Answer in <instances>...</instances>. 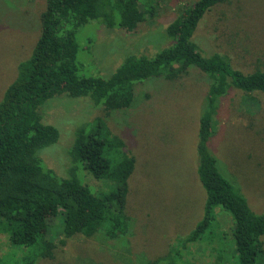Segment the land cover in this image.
Masks as SVG:
<instances>
[{"label": "trees", "instance_id": "1", "mask_svg": "<svg viewBox=\"0 0 264 264\" xmlns=\"http://www.w3.org/2000/svg\"><path fill=\"white\" fill-rule=\"evenodd\" d=\"M225 1L195 0L186 5L166 26L159 49L152 54L129 53L114 72L102 75L94 60V39L88 37L83 45L86 67L90 62L91 69L79 60L78 33L90 24L98 34L103 29L134 33L157 15L160 0H46L39 36L0 100V235H7L10 244L0 264H38L52 258V236L57 234L49 220L58 215L61 223L55 230L64 235L61 244L76 235L101 234L112 240L131 235L127 200L136 158L105 117L136 103L137 84L180 79L193 68L208 83L196 144V170L206 191L203 216L188 234L174 240L166 254L144 264H196L184 255L197 243L202 249L211 246L216 264H264V212L251 208L221 173L210 149L223 97L240 90L247 103L253 93L264 94V69L244 72L226 55L207 53L193 39L203 17ZM59 96L88 98L105 113L74 131L64 176L43 158L44 149L60 138L58 128L45 122L43 108ZM217 207L231 216L229 233L219 231Z\"/></svg>", "mask_w": 264, "mask_h": 264}, {"label": "rangeland", "instance_id": "2", "mask_svg": "<svg viewBox=\"0 0 264 264\" xmlns=\"http://www.w3.org/2000/svg\"><path fill=\"white\" fill-rule=\"evenodd\" d=\"M194 1L160 0L157 15L147 18L134 33L103 29L98 34L94 25L85 26L77 35L82 49L79 60L91 69L83 56L88 37L95 41L94 60L102 75L114 72L129 53H154L163 45L159 39L168 23ZM45 7L46 0H0V100L18 64L33 49ZM195 34L193 39L205 52L226 55L235 68L244 72L264 69V0H226L203 17ZM207 87L206 76L194 68L180 79L144 81L135 87L132 107L106 115L110 129L136 158L127 200L132 233L114 240L101 234L76 235L61 244L64 235L55 230L61 223L58 215L49 220L57 234L52 236L53 257L38 264H144L166 254L178 236L195 227L206 199L196 170V144ZM244 97L242 91L233 90L221 100L210 149L221 173L252 209L264 212V94L253 93L247 103ZM43 111L45 122L60 132L59 141L43 150V158L49 168L64 176L74 131L105 113L88 98L67 96L49 100ZM215 212L222 220L219 231L229 233L231 216L220 207ZM9 251L7 235H0V257ZM184 257L196 264H216L211 246L202 249L198 243Z\"/></svg>", "mask_w": 264, "mask_h": 264}]
</instances>
